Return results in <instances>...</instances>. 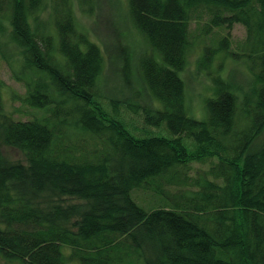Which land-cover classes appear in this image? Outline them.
<instances>
[{
  "label": "trees",
  "instance_id": "obj_1",
  "mask_svg": "<svg viewBox=\"0 0 264 264\" xmlns=\"http://www.w3.org/2000/svg\"><path fill=\"white\" fill-rule=\"evenodd\" d=\"M89 3L81 0L86 12ZM129 7L149 49L140 57L142 78L160 104L129 107L171 137L135 136L106 111L98 86L105 56L78 28L73 0H0V37L6 32L7 47L19 51L17 80L27 89L14 99L34 114L15 118L0 94V257L264 264V146L249 152L264 132V0H129ZM193 22L207 37L239 24L247 31L239 50L230 48V34L203 50L202 70L211 73L219 56L246 61L253 85L241 103L232 79L217 72L205 121L189 116L180 75L195 46ZM4 146L27 163L7 159ZM208 161L209 170L191 175L193 164ZM134 192H148L157 205L146 209Z\"/></svg>",
  "mask_w": 264,
  "mask_h": 264
},
{
  "label": "rangeland",
  "instance_id": "obj_2",
  "mask_svg": "<svg viewBox=\"0 0 264 264\" xmlns=\"http://www.w3.org/2000/svg\"><path fill=\"white\" fill-rule=\"evenodd\" d=\"M49 2L48 9L51 8ZM87 6H91L90 12L84 11L81 0H73V8L80 31L87 34L89 38L98 44L105 56V69L99 80L100 101L110 115H121L123 122L130 132L135 136L164 135L171 137L166 126L163 128H152L145 124L143 115L133 112L130 104L141 107H150L160 104L152 97L144 83L140 68V57L147 52L148 44L142 33L135 27L130 15L129 0H92ZM49 11H45L41 17L42 24L49 23ZM3 25L7 28V23ZM193 41L195 46L190 53L188 65L181 77L186 84L187 109L189 116L205 121L208 118L207 99L215 95L213 75H223L232 79L235 89H238L240 102L242 96L249 93L253 87L250 84L252 74L246 61L223 60L216 58L210 72L200 68V60L203 50L208 45L219 44V41L227 34H230V48L239 50L246 38L247 31L244 26L236 25L230 32L226 29H216L211 36H204L201 25L193 22L191 25ZM7 33L0 37V94L3 98V105L7 113H13L17 119H31L33 113L31 108L21 100L14 99L15 95L26 96L27 89L23 82L17 80V73L20 70V53L18 50L10 49L5 42L8 39ZM223 68L218 69L219 64ZM19 68V70H18ZM120 104L115 110L112 101ZM42 112L38 111L40 115ZM36 113V115H38ZM264 146V132L255 140L249 152H255ZM7 159L12 162L27 163L25 155L14 148L2 147ZM212 161L206 164H193L192 176H197L198 170H209ZM174 191V190H173ZM133 193L134 199L146 209L155 207L157 203L147 198L148 192ZM66 253L70 249L65 248ZM0 264H19L17 261H8L0 257Z\"/></svg>",
  "mask_w": 264,
  "mask_h": 264
}]
</instances>
